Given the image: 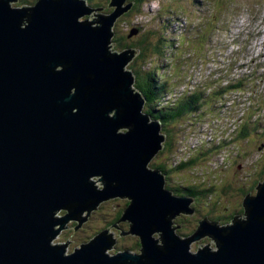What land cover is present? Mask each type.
I'll return each instance as SVG.
<instances>
[{
    "label": "water",
    "instance_id": "95a60500",
    "mask_svg": "<svg viewBox=\"0 0 264 264\" xmlns=\"http://www.w3.org/2000/svg\"><path fill=\"white\" fill-rule=\"evenodd\" d=\"M12 2L0 0V264H264V184L244 197L245 220L222 228L203 220L191 237L174 234L170 221L190 215L192 200L173 196L164 176L148 170L164 138L122 71L135 53L107 48L112 22L131 4L91 27L79 18L101 10L81 1ZM113 197L129 200L118 223H128L139 254L109 255L107 231L70 254L68 243L52 244L64 223H82ZM60 210L66 215L55 218ZM204 236L215 250L191 252Z\"/></svg>",
    "mask_w": 264,
    "mask_h": 264
},
{
    "label": "rangeland",
    "instance_id": "374dc122",
    "mask_svg": "<svg viewBox=\"0 0 264 264\" xmlns=\"http://www.w3.org/2000/svg\"><path fill=\"white\" fill-rule=\"evenodd\" d=\"M36 1L15 0L10 6L23 9L34 6ZM136 1L125 0L118 7L111 3L112 0H83L81 2L93 11H101L85 14L79 21L96 27L99 26L98 17L113 14L116 8L123 9L131 4L128 11L112 22L107 48L112 53H135L122 69L133 76L131 88L135 82L131 72L140 69L143 79L148 77L161 88L156 92L160 101L169 102L164 105L179 102L175 107L160 105L163 111L181 106L179 117L174 120L165 117L166 123L147 116L152 120L149 124H158V133L164 138L158 144L161 149L148 164V170L157 171L152 169V164L171 167L175 173L163 175L168 189L187 187L208 193L201 200L185 195L186 200L193 199L187 208L192 213L170 221L174 234L180 238L193 236L203 219L216 223L219 228L232 226L234 218L245 220L244 197L256 196L255 188L264 184V0H142L141 4ZM258 23L263 26L259 24L257 28ZM240 30L247 35L244 36L248 42L245 47ZM150 33L152 38L158 36L154 40L160 46L156 51L148 46L149 39L147 42L144 39L145 36L151 38ZM257 33H260L259 37ZM222 38L228 48L244 47L230 74L220 69L230 61L229 52L223 54ZM131 42H137L143 54L129 47ZM124 45L126 47L122 49ZM142 55L143 59H140ZM255 96L263 103L255 104ZM140 99L145 115V100L141 95ZM150 103L158 111L157 104ZM183 103H188L189 107L184 108ZM118 131L126 133L124 128ZM169 143L170 151L166 148ZM185 163L190 164V168L177 170ZM90 181L96 190H102V183L96 182V177H91ZM245 191L250 193L244 196ZM114 199L99 203L81 226L78 221L64 223L52 244L68 243L65 253L70 254L107 231L115 241L106 250L109 255L122 251L139 254V248L135 247L138 238L126 234L128 223L117 221V224L109 225L129 203L126 198ZM66 213L60 210L53 215L63 218ZM121 233L126 235L120 236ZM153 237L158 240L157 234ZM189 246L191 252L200 248L214 251L216 247L206 236Z\"/></svg>",
    "mask_w": 264,
    "mask_h": 264
},
{
    "label": "trees",
    "instance_id": "16d2710c",
    "mask_svg": "<svg viewBox=\"0 0 264 264\" xmlns=\"http://www.w3.org/2000/svg\"><path fill=\"white\" fill-rule=\"evenodd\" d=\"M137 3H139V4H141V3H143V1L142 0H137L136 1ZM106 7H107V5H106ZM134 7H136V5L134 6ZM133 8V7H132ZM131 8V9H132ZM150 35H151V33H150ZM157 35H155L153 38H152V35H151V38H148L147 36H145L144 37V39H145V41L147 42V39H149V47L150 48H152V50H154V51H156V49H159V42L158 43H156V42H154V40H155V37H156ZM157 38H158V36H157ZM152 41V44H151V41ZM129 47L131 46V47H133V48H136L137 50H140L138 47H140V46H138V44H137V42L136 43H130L129 45H128ZM127 46V47H128ZM126 47V45H124V46H122V49L123 48H125ZM140 53L141 54H143V52L140 50ZM140 59H143V55L141 56V58ZM139 59V60H140ZM133 69V68H132ZM133 71V74H134V76H135V82H134V89L144 98V100H145V108H144V110H143V113L146 115V116H150L151 117V119H159V120H162L164 123H166L167 121V119H165V117H168V120H174L175 118H177V117H179L178 116V114H181V112H180V110H181V106H178L175 110L174 109H169V110H167V111H163L160 107V105H164V101H160V99H158V97H157V92L156 91H160V87L158 86V87H156V85H155V81H151L148 77H146L145 79H143L142 77H141V75L140 74H142V72H141V70L140 69H138V71H135V70H132ZM152 79V78H151ZM157 80V79H156ZM152 82H153V84H154V86H155V88L154 89H152ZM161 98V97H160ZM147 101H148V103H147ZM154 102V106H155V104H157V107H158V111L157 110H154L150 105H151V103L150 102ZM166 103H169V102H166ZM164 106H166V105H164ZM175 106H177V105H174V104H172V105H169V106H166L167 108L168 107H175ZM182 106H184V108H188L189 107V104L187 103V104H185V103H183L182 104ZM191 108V107H190ZM180 112V113H179ZM158 120V121H159ZM168 146L166 147V148H168V150L170 151V148H169V146L171 145V143H169V144H167ZM167 150V151H168ZM189 165L190 164H188V163H185L184 165H182V166H179L178 167V169L177 170H180V169H182V168H187V166H188V168H190L189 167ZM152 169H155V170H157V171H160L161 173H175L174 171V169L173 170H171V167H166L165 165H160V164H152ZM175 168V167H174ZM166 188H167V190L168 191H170V192H172L174 195H177V196H179V195H181V194H185V195H197V196H202V197H204V196H206V194H208L206 191H202V190H197V189H192V188H182V189H168V187L166 186ZM248 193H250V191H245L244 193H243V195L244 196H246ZM197 200V199H196ZM198 200H201V198H199ZM126 207V206H125ZM125 209V208H124ZM122 214H121V212H119L117 215H116V217L114 218V220L112 221V222H110L109 223V225H113V224H115L117 221H118V219L120 218V216H121ZM179 217H182V215H180ZM135 247L138 249L139 248V245H138V242H136V245H135Z\"/></svg>",
    "mask_w": 264,
    "mask_h": 264
},
{
    "label": "bare ground",
    "instance_id": "6f19581e",
    "mask_svg": "<svg viewBox=\"0 0 264 264\" xmlns=\"http://www.w3.org/2000/svg\"><path fill=\"white\" fill-rule=\"evenodd\" d=\"M77 1H83V0H77ZM92 11H93V9H92ZM89 14H90V13H89ZM97 16H98V15H97ZM97 19H98V18H97ZM259 24H261V23H258V24H257V28H258V25H259ZM261 25H262V24H261ZM262 26H263V25H262ZM259 35H260V33H257V34H256L257 37H259ZM262 35H263L262 37L264 38V33H263ZM263 45H264V44H263ZM111 53H112V52H111ZM112 54H116V53H112ZM117 54H119V53H117ZM255 62H256V61H255ZM242 79H243V78H242ZM239 82H240V81H239ZM234 83H235V82H234ZM236 106H237V105H236ZM234 112H235V109H234ZM149 121H152V120H149ZM155 123H156V122H155ZM190 150H191V149H190ZM168 155H169V154H168ZM165 161H166V160H165ZM96 178H97V180L100 179L98 176H96ZM165 187H166V186H165ZM114 198H118V197H113V199H114ZM110 199H112V198H110ZM114 200H115V199H114ZM127 204H128V203H127ZM180 215L185 216L184 214H181V213H180L177 217H179ZM214 218H215V217H214ZM203 220H204V219H203ZM218 220H219V219H218ZM225 221H226V220H225ZM78 224H79L78 226H81V225H82L81 222H78ZM194 232H195V231H194ZM155 234H157V233H155ZM157 235H158V234H157ZM158 239H159V236H158ZM157 242L160 243V241H157ZM157 244H158V243H157ZM158 245H160V244H158ZM200 249H201V248H200Z\"/></svg>",
    "mask_w": 264,
    "mask_h": 264
}]
</instances>
